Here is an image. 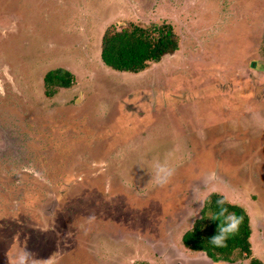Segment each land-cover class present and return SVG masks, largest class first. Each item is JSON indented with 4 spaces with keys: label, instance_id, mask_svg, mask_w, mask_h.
Listing matches in <instances>:
<instances>
[{
    "label": "rangeland",
    "instance_id": "obj_1",
    "mask_svg": "<svg viewBox=\"0 0 264 264\" xmlns=\"http://www.w3.org/2000/svg\"><path fill=\"white\" fill-rule=\"evenodd\" d=\"M127 22L172 24L180 50L113 71L103 35ZM58 68L75 85L48 98ZM206 188L264 261V0H0V264H218L182 242Z\"/></svg>",
    "mask_w": 264,
    "mask_h": 264
},
{
    "label": "trees",
    "instance_id": "obj_2",
    "mask_svg": "<svg viewBox=\"0 0 264 264\" xmlns=\"http://www.w3.org/2000/svg\"><path fill=\"white\" fill-rule=\"evenodd\" d=\"M180 47L181 38L172 24L145 26L136 22L123 25L114 23L104 32L101 58L113 71L141 74L152 63L177 53ZM75 79L73 73L63 68L50 71L44 80L46 96L52 98L62 89H71L75 85ZM220 197L226 196L217 192L210 195L211 202L201 211V218L195 221L194 229L184 234L183 245L193 252L204 253L214 262H235L241 257H247L251 259L249 264H264L259 257L253 256L251 218L248 212L231 201L229 211L243 218L239 231L228 240L225 248H215L208 244L210 238L217 234L220 221L208 219L207 215L212 216L219 212L216 200Z\"/></svg>",
    "mask_w": 264,
    "mask_h": 264
},
{
    "label": "clouds",
    "instance_id": "obj_3",
    "mask_svg": "<svg viewBox=\"0 0 264 264\" xmlns=\"http://www.w3.org/2000/svg\"><path fill=\"white\" fill-rule=\"evenodd\" d=\"M174 157L173 152L166 153L162 160L155 161L153 163L154 175L151 176V180H154L156 184L160 186L168 185L175 175L176 168L171 163ZM209 177V182H211ZM194 199L199 203L200 207L194 211L191 215L196 216L199 211H203L210 201V189H194ZM216 205L219 208V212L212 216H208V219L219 220L220 224L217 230V234L210 238L208 244L215 248L227 247L228 240L235 235L242 223V217L238 216L235 212L229 211L230 202L226 197H220L216 200ZM195 225L191 224V228L194 229ZM30 253L26 250L23 251L17 257V264H26ZM218 264H225L224 261L218 262ZM237 264H246V261H237Z\"/></svg>",
    "mask_w": 264,
    "mask_h": 264
},
{
    "label": "bare ground",
    "instance_id": "obj_4",
    "mask_svg": "<svg viewBox=\"0 0 264 264\" xmlns=\"http://www.w3.org/2000/svg\"><path fill=\"white\" fill-rule=\"evenodd\" d=\"M239 34H240V33H239ZM232 51H233V50H232ZM229 54H230V51H229ZM235 54H236V53L234 52V54H232V56H230L229 58H230V59H233L234 56H235ZM242 54H243V52H242ZM230 55H231V54H230ZM236 57H237V56H236ZM240 58H241V57H240ZM237 59H238V58H237ZM234 62H235V61H234Z\"/></svg>",
    "mask_w": 264,
    "mask_h": 264
},
{
    "label": "flooded vegetation",
    "instance_id": "obj_5",
    "mask_svg": "<svg viewBox=\"0 0 264 264\" xmlns=\"http://www.w3.org/2000/svg\"><path fill=\"white\" fill-rule=\"evenodd\" d=\"M230 49H231V48H230ZM228 51H230V50H228ZM228 51H227V52H224L225 56L227 55L226 53H228V57L232 56V54H233L232 51L230 52L231 55L229 54Z\"/></svg>",
    "mask_w": 264,
    "mask_h": 264
},
{
    "label": "water",
    "instance_id": "obj_6",
    "mask_svg": "<svg viewBox=\"0 0 264 264\" xmlns=\"http://www.w3.org/2000/svg\"><path fill=\"white\" fill-rule=\"evenodd\" d=\"M253 67H254V65H253Z\"/></svg>",
    "mask_w": 264,
    "mask_h": 264
}]
</instances>
